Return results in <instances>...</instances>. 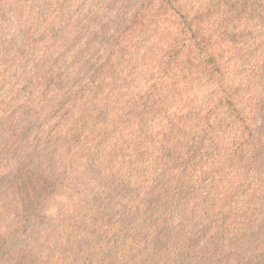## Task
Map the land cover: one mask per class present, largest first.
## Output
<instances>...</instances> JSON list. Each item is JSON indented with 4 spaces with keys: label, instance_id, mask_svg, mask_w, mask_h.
Wrapping results in <instances>:
<instances>
[{
    "label": "trees",
    "instance_id": "trees-1",
    "mask_svg": "<svg viewBox=\"0 0 264 264\" xmlns=\"http://www.w3.org/2000/svg\"><path fill=\"white\" fill-rule=\"evenodd\" d=\"M53 2L57 17L36 35ZM118 4L107 20L89 8L69 37L77 12ZM158 17L178 28L166 48L148 44ZM18 42L17 71L0 68V264H264V63L253 65L264 56V0H0V65ZM63 48L71 55L55 67L49 58ZM227 52L252 78L210 101L216 84H208L197 93L201 110L188 99L169 112L175 70L203 65L223 84ZM29 64L41 98L64 109L49 127L43 106H33L31 77L12 98L22 102L3 98ZM145 71L156 78L130 95ZM121 101L127 109L115 118ZM89 122L108 149L123 141L114 165L82 149Z\"/></svg>",
    "mask_w": 264,
    "mask_h": 264
},
{
    "label": "clouds",
    "instance_id": "clouds-1",
    "mask_svg": "<svg viewBox=\"0 0 264 264\" xmlns=\"http://www.w3.org/2000/svg\"><path fill=\"white\" fill-rule=\"evenodd\" d=\"M157 7H158V5L154 4L152 6V9H150L149 12L147 13V15L149 17L154 16ZM196 7L199 8L200 5L198 4V5H196ZM89 8H91L96 13H104L105 14L104 18H105V20H107L108 18H115L118 15L119 11L122 8V4H118L115 8H113L111 10H105L102 5L86 6L83 10L77 12L76 15L73 17V23H72V25H70L69 37H74L76 35V32L79 31V28L76 25L75 21L77 19H81L83 21V18L86 15L91 14L89 12ZM131 14H132L131 11H129L128 15L130 16ZM57 15H58V5L54 2L49 3L46 6L44 16L40 18L39 27L36 29L35 34L39 35L40 32L45 31L48 27V24L51 23L57 17ZM168 15L171 16V13H169ZM84 22H86V21H84ZM152 27L156 28L157 31L152 35V38H151V40L148 41V44H154L157 41H160L162 46L164 48H166L167 44L171 41L172 36L178 35L177 26L171 25L163 17H158L156 19V23L153 24ZM169 32L172 35H166ZM162 38H164V39H162ZM86 39H87V35H84L82 37V39H80L78 42H76V44L73 48L80 47V45L83 44ZM71 40H69V41H71ZM46 43H47V40L42 41L38 44L37 51H36L35 56L33 58V62L39 60L40 51L43 49L44 44H46ZM24 46H25L24 44H20L18 42L17 47L14 48L13 51L4 53L5 62L3 65H0V68H3L6 70V75L10 74L14 71H17V64L19 63V61L21 59L19 49L23 48ZM146 48H147V45H145L144 47H141L139 49V52L135 53L134 61H138L140 59V57L144 55ZM133 51L135 52V50H133ZM61 53H64L63 57H61ZM70 55H71V53L69 52V50L66 51L65 48L56 50L54 52V54H52L50 56L49 63L51 64V62L53 60H56L57 63L55 65V67L63 66V64L68 62V60L65 57L70 56ZM230 55H231V53L227 52V55L224 56V60L228 61V62L224 68L225 76H224L223 84L218 83L217 79L209 80L207 75L204 74V72L202 71L203 65H201L200 70L192 69L191 74L188 73L187 69H184L183 72L181 71V69H176L175 70L176 75L174 77L177 80L176 91H173L170 95V99L174 102L172 103V105L169 109V112L172 109H174L177 105H183L182 102L184 100H188V99H192L193 105L195 104V107H198L199 110H201V108L204 107V104L198 102L197 93L199 92L200 89L204 88L208 84H212V83L216 84V87L211 90V92L208 94V96L206 98L208 101H210L212 99V96L216 95L217 93L221 94V96L223 98V96L225 94L224 89L227 88L229 84L234 85V83L236 81H241L245 77H248L249 79H251L252 78L251 73L253 70L252 67L250 66L248 71L240 72L238 74L239 69H240V65L234 60L229 61L228 57ZM57 58H59V59H57ZM113 60H115V57H113ZM152 63H154V62H152ZM261 63H264V56H259L257 58V60L253 61V65L255 66V70H259V65ZM155 71H156V68L152 67L151 72H155ZM148 75H149V73L147 71H145L144 76L138 81V87H134L131 90L130 95L134 96L137 91H141V88H140V82L141 81H144L147 84H151L152 79L156 78V77H153L152 79H148ZM182 76H186L187 79H183ZM197 76H199V83H197L196 80L194 79V77H197ZM29 77H31L33 79L32 89L35 90V93H37V94L32 95L33 106L36 107L37 109H39V108H41V106H43V111L41 112V118L42 119L48 118L45 126L49 127L50 125L54 124L60 118V115L64 111V109H60V111H56V109L58 107V104L56 103V101L49 102V100L41 98V96H40V92L42 90L40 88L41 78L39 76H33L32 64L28 65V71H26L23 75H20L19 73H17V76L13 77L10 80V82L8 83V85L5 88V94L3 97L4 101H5V103L11 102L13 107L15 106L16 103L22 102V101H14V100H12V98L16 95L17 91L24 84L25 80L28 79ZM164 79H165L166 83H171V79L169 77H164ZM81 83H83V81H81ZM79 87H80V84H76L70 90H67V95L70 97V99L68 100V103L65 104V106H64L65 108L70 107L76 101V97L73 96V93L76 92V90ZM251 95H253V93L250 92L249 96H251ZM23 99L24 98H22V100ZM124 99L125 100L129 99V96H125ZM246 99H247V97H246ZM126 109H127V105L124 104L123 101H121V104L119 106H117L116 111L114 112L115 118L122 116L123 112L126 111ZM53 113H55V115H53ZM173 113H175V112L172 111L171 114H173ZM78 115H79V113H77V116ZM85 119H87V117H85ZM205 127H206V125H205ZM99 130L100 129H98L97 127L93 128L91 123L89 122V125L87 128L88 135L86 136V140H84L82 142V149H87V150H91V151L96 152L98 154V157L103 161V163L105 165H108L110 161L112 162V165H114V162H115V160L118 156V153H119V149L121 147H123V141L120 140L119 144L114 143L112 145L111 149H108L106 147V142H104V143L99 142L100 136L97 135V132ZM223 131H220V132H223ZM127 133L128 134L125 135V139H127V140L133 139L134 128L128 129ZM235 140L236 139L234 138L232 140V142ZM79 150H81V149H76L75 151H79ZM129 150H130V148H128V152H129ZM226 151H227V149H226ZM114 153H117L115 160L112 159ZM121 158H123V157H121ZM64 159H65V161H67L69 159V157H64ZM123 164H124V160L121 159V166H123ZM261 190L264 191V185H261ZM221 194H223V192ZM57 199H59V198L57 197ZM59 200H61V199H59Z\"/></svg>",
    "mask_w": 264,
    "mask_h": 264
},
{
    "label": "rangeland",
    "instance_id": "rangeland-1",
    "mask_svg": "<svg viewBox=\"0 0 264 264\" xmlns=\"http://www.w3.org/2000/svg\"><path fill=\"white\" fill-rule=\"evenodd\" d=\"M89 168L92 172L97 173V170L94 167L90 166Z\"/></svg>",
    "mask_w": 264,
    "mask_h": 264
}]
</instances>
